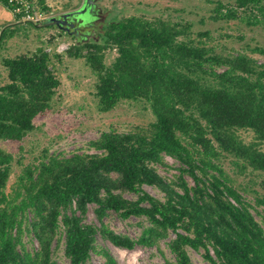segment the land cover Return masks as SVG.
Wrapping results in <instances>:
<instances>
[{"label":"trees","instance_id":"1","mask_svg":"<svg viewBox=\"0 0 264 264\" xmlns=\"http://www.w3.org/2000/svg\"><path fill=\"white\" fill-rule=\"evenodd\" d=\"M222 6L219 2L215 19L264 28V0ZM98 12L94 23L103 19ZM100 26H90L97 35L88 40L74 34L84 40L65 51L84 59L95 76L98 110L111 111L123 100L145 101L155 120L146 129L102 132L89 144L97 153L42 155L38 163L23 165L10 193L15 157L0 147V264H57L53 243L61 223L69 264H87L92 252L106 264H119L97 248L98 234L134 249L159 246L172 232L168 247L175 259L164 264H194L188 248L202 250L209 264H264V228L221 166L230 157L242 173H264V62L196 41L188 22L134 15L102 20ZM12 29L2 32L0 52L15 35ZM205 35L210 32L199 33ZM108 50L116 51L110 62ZM251 51L264 57V46ZM55 57L61 54L42 46L0 58L8 78L0 86V140H24L36 129L37 116L52 107L61 85ZM242 129L253 132L251 142L241 137ZM165 155L181 163L175 179L154 166L164 164ZM144 185L159 189L162 198ZM124 192L138 197L129 199ZM257 203L264 205V196H257ZM89 204L96 205L99 226L84 221ZM109 211L123 219L145 217L149 225L132 238L104 222ZM26 232L38 241L33 251L23 245Z\"/></svg>","mask_w":264,"mask_h":264},{"label":"rangeland","instance_id":"2","mask_svg":"<svg viewBox=\"0 0 264 264\" xmlns=\"http://www.w3.org/2000/svg\"><path fill=\"white\" fill-rule=\"evenodd\" d=\"M222 2L223 10L226 5H234V0H96L95 7L99 10L102 20L116 21L130 16H144L149 19L162 18L172 22H188L192 24V37L196 41H204L208 46H215L219 52H247L264 62V57L253 53L251 48L264 46V28L248 26L239 19H215L216 8ZM93 23L94 16L87 15ZM97 28H101V21ZM88 22V21H87ZM15 35L7 39L0 58L15 57L29 53L39 47H45L52 54H61V59L53 58V68L60 78L61 85L52 107L35 119L36 129L22 141L0 140V147L14 155L13 171L9 178L6 191L11 192L17 176L23 165L38 163L44 154L69 157L75 153H97L90 147V142L99 138L102 132L111 129L119 132H129L146 129L155 120L150 105L145 101L123 100L113 110L100 112L94 95L96 78L82 58L69 57L65 51L76 40L73 35L56 26L35 27L34 24L20 23L14 29ZM63 31V32H62ZM210 32L209 36H199L200 32ZM65 32V33H64ZM80 34L87 39L97 35V29ZM84 40V39H81ZM107 61L110 62L116 51H107ZM0 59V86L8 81L7 70ZM239 134L246 142L254 139L250 130H240ZM264 150V143L261 144ZM20 159L22 165L17 162ZM164 164H155L157 171L165 178L175 179L179 174L181 163L171 156L165 155ZM221 166L244 199L250 204L255 218L264 228V205L257 203V196H264V173L249 171L242 173L231 162L230 157L223 158ZM192 185L194 181L186 175ZM143 189L153 196L162 198L163 194L153 186L144 185ZM129 199H137L138 195L124 192ZM95 204H89L84 221L100 225L95 213ZM104 222L118 233L138 238L143 229L149 225L145 217H130L123 219L117 212L109 211ZM172 232L168 239L161 240L159 246L144 247L137 245L134 249L115 246L100 234L97 235L98 249L108 250L119 264H164L165 259L174 260L168 242L174 238ZM23 245L29 251L38 248V241L33 233L26 232L22 237ZM194 264H209L202 256V250L188 248ZM53 259L57 264H69L65 255V240L61 223L60 233L53 243ZM87 264H106L105 257L92 252Z\"/></svg>","mask_w":264,"mask_h":264},{"label":"crops","instance_id":"3","mask_svg":"<svg viewBox=\"0 0 264 264\" xmlns=\"http://www.w3.org/2000/svg\"><path fill=\"white\" fill-rule=\"evenodd\" d=\"M38 7L49 13L50 16L62 14L80 8L85 0H34ZM22 23L13 13L11 8L0 0V36L4 30ZM13 37V36H12ZM10 38V37H9ZM6 44V43H5Z\"/></svg>","mask_w":264,"mask_h":264},{"label":"water","instance_id":"4","mask_svg":"<svg viewBox=\"0 0 264 264\" xmlns=\"http://www.w3.org/2000/svg\"><path fill=\"white\" fill-rule=\"evenodd\" d=\"M96 0H85L84 4L73 11L65 12L62 14L52 15L47 20L41 23L34 24L35 27H49V26H56L60 29L66 31L67 33L73 35L78 32V29L83 30L77 26L74 27L72 23L79 22L82 25H86L89 23L87 15L91 14L96 19L95 10L97 9L95 6ZM88 21V22H87ZM74 27V28H73Z\"/></svg>","mask_w":264,"mask_h":264},{"label":"built area","instance_id":"5","mask_svg":"<svg viewBox=\"0 0 264 264\" xmlns=\"http://www.w3.org/2000/svg\"><path fill=\"white\" fill-rule=\"evenodd\" d=\"M22 22L37 24L44 22L50 17V14L41 10L34 0H2Z\"/></svg>","mask_w":264,"mask_h":264},{"label":"flooded vegetation","instance_id":"6","mask_svg":"<svg viewBox=\"0 0 264 264\" xmlns=\"http://www.w3.org/2000/svg\"><path fill=\"white\" fill-rule=\"evenodd\" d=\"M89 20V19H88ZM90 21V20H89ZM73 25H75L74 27H76L77 26V28L78 27H80V28H83V30H80V29H78V32L77 33H75V35L78 37V36H80V34L82 33V34H87V36H88V34H90L89 33V30H91V29H93L92 27H94V25H96V28L98 27V24L97 23H88V24H86V25H82L81 23H79V22H76V24L75 23H72ZM90 26H92V27H90ZM73 27V28H74ZM90 27V28H89Z\"/></svg>","mask_w":264,"mask_h":264}]
</instances>
